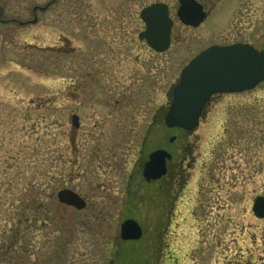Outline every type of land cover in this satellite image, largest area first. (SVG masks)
<instances>
[{
	"label": "rangeland",
	"instance_id": "obj_1",
	"mask_svg": "<svg viewBox=\"0 0 264 264\" xmlns=\"http://www.w3.org/2000/svg\"><path fill=\"white\" fill-rule=\"evenodd\" d=\"M119 4L0 0L3 17L15 20L10 37L0 26V264H264V218L252 212L253 198L264 196V83L252 93V108H247L250 94L224 97L195 130L189 141L194 148L189 159L195 158L191 177L162 237L156 235L160 230L152 220L151 205L138 206L135 215L145 236L125 249L141 248V253L110 255L108 247L115 242L108 243L102 235L112 239L118 233L125 194L118 187L95 189L100 174L81 172L84 177L77 182L80 194L96 205L88 214L57 203L60 150L62 175L79 173L70 164L69 142L75 58L81 64L94 56L92 51L86 54L88 42L103 46L118 40L122 22L130 33L137 26L129 15L120 22ZM72 47L79 52L73 53ZM93 66L103 73L102 65ZM154 66L150 64L152 73ZM180 67L176 65L174 73ZM101 74L95 88L108 82V74ZM154 77L141 78L137 88L162 104L173 79ZM107 179L118 181L116 174ZM87 233L95 237L88 239ZM154 244L157 252L152 251Z\"/></svg>",
	"mask_w": 264,
	"mask_h": 264
},
{
	"label": "flooded vegetation",
	"instance_id": "obj_2",
	"mask_svg": "<svg viewBox=\"0 0 264 264\" xmlns=\"http://www.w3.org/2000/svg\"><path fill=\"white\" fill-rule=\"evenodd\" d=\"M48 5L38 9L44 10ZM119 5L120 22L129 15L132 21L138 23L137 26L130 33L122 22L120 25L124 26L119 25L118 40L106 41L103 46L88 42L91 45L87 47L89 50L86 54L92 51L94 56L86 57V62L81 64L80 58H75L73 87L70 90L69 142L72 155L70 164L79 173L75 176L73 172L65 177L62 175L63 155L60 150L57 157L59 189L56 193L60 207L70 208L76 214H88L89 208L96 205L92 207L78 190L77 182L82 173L100 174L99 180H102L93 184L97 190L107 191L118 187L124 192V201L121 202L123 211L117 217L118 233H114L112 239L106 234L102 235L108 243L110 240L115 242L108 247L113 256L129 251L142 252L141 248L125 249L126 246L142 242L145 236L144 225L135 215L140 204L145 207L151 205L152 220L158 227L156 231L160 230L156 235L163 236L175 217L177 206L183 201V192L191 177L189 170L195 158L189 159L194 151L189 141L195 130L204 122L206 114L217 111V105L224 97L250 94L247 108H252V93L264 83L244 91L212 94L202 107L198 125L193 130L168 126L165 116L172 103L173 88L178 84L183 68L196 57L202 56L205 71H234L233 77L237 79L249 77L253 72L255 54L264 56V0H120ZM149 7L154 9L146 16L153 24L148 30L141 13ZM2 13L0 8V26L5 27L4 35L10 37L15 20L12 16L4 18ZM71 50L75 54L79 52L75 47ZM102 51L103 55L94 59ZM95 63L102 65V74L95 70ZM150 64L155 65L156 72H151L153 68ZM176 65L181 67L174 73ZM100 74L103 77L108 74V82L102 88H95L94 83ZM159 75L173 79L165 91L162 104H158L148 91L137 88L141 78L150 80ZM205 77L217 79L224 76L215 74ZM111 79L114 80L112 88ZM61 133L60 130V140ZM158 150L170 155L165 159L164 173L147 179L143 174L145 164L150 154ZM108 174H116L118 181L107 179ZM62 190L77 194L84 202L83 208L77 209L60 202L57 195ZM127 206L134 207L127 210ZM101 212L97 209L98 214ZM121 218L123 220L119 222ZM127 219H133L141 226L139 239L121 238L120 225ZM103 222H106L105 218ZM83 225L86 227L84 221ZM85 236L91 239L94 234L87 233ZM153 239L157 242V236ZM64 242L62 240L60 243L62 247L66 245ZM107 245L103 244L104 247ZM22 249L26 253V244L22 245ZM152 251L157 252L158 248Z\"/></svg>",
	"mask_w": 264,
	"mask_h": 264
},
{
	"label": "water",
	"instance_id": "obj_3",
	"mask_svg": "<svg viewBox=\"0 0 264 264\" xmlns=\"http://www.w3.org/2000/svg\"><path fill=\"white\" fill-rule=\"evenodd\" d=\"M154 7L146 8L141 16L147 23L148 30L153 24L146 16ZM35 21V20H34ZM149 39V38H148ZM253 72L243 79L233 77L234 71H205L202 66V56L196 57L181 72L179 83L173 88V99L170 109L165 116V122L170 127H180L193 130L198 125V118L202 107L214 93H232L255 87L264 80V56L255 54ZM224 76L217 79H208L205 75ZM229 76V78H226ZM235 76V75H234ZM170 157L165 151L158 150L150 154L144 167V176L147 179L155 178L164 173L165 159ZM60 202L81 209L84 206L82 199L70 190H62L57 195ZM252 212L258 219L264 218V197L255 198ZM140 225L133 219H127L121 224L120 236L123 240H137L141 237Z\"/></svg>",
	"mask_w": 264,
	"mask_h": 264
}]
</instances>
